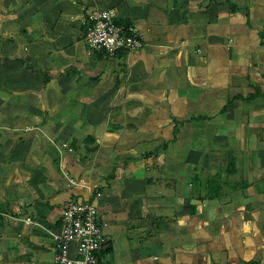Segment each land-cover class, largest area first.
Masks as SVG:
<instances>
[{"label": "crops", "instance_id": "obj_1", "mask_svg": "<svg viewBox=\"0 0 264 264\" xmlns=\"http://www.w3.org/2000/svg\"><path fill=\"white\" fill-rule=\"evenodd\" d=\"M71 201L100 264H264V0H0V264H55Z\"/></svg>", "mask_w": 264, "mask_h": 264}, {"label": "built area", "instance_id": "obj_2", "mask_svg": "<svg viewBox=\"0 0 264 264\" xmlns=\"http://www.w3.org/2000/svg\"><path fill=\"white\" fill-rule=\"evenodd\" d=\"M87 31L85 42L92 52L114 56L119 52L138 51L144 46L135 25L122 27L116 22L114 10H85ZM97 207L92 203L69 202L62 215L59 234L55 241V264H98V253L104 243L97 221ZM29 221V220H27ZM74 245L75 254H70Z\"/></svg>", "mask_w": 264, "mask_h": 264}, {"label": "trees", "instance_id": "obj_3", "mask_svg": "<svg viewBox=\"0 0 264 264\" xmlns=\"http://www.w3.org/2000/svg\"><path fill=\"white\" fill-rule=\"evenodd\" d=\"M98 256V255H97ZM98 264H100V260H98ZM249 264H258V263H256V262H251V263H249Z\"/></svg>", "mask_w": 264, "mask_h": 264}, {"label": "water", "instance_id": "obj_4", "mask_svg": "<svg viewBox=\"0 0 264 264\" xmlns=\"http://www.w3.org/2000/svg\"><path fill=\"white\" fill-rule=\"evenodd\" d=\"M104 246V243L102 244V247Z\"/></svg>", "mask_w": 264, "mask_h": 264}]
</instances>
